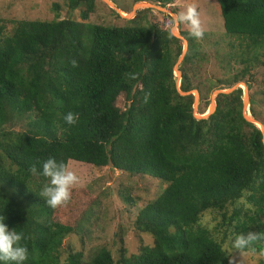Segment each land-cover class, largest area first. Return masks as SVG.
<instances>
[{
  "label": "trees",
  "instance_id": "trees-1",
  "mask_svg": "<svg viewBox=\"0 0 264 264\" xmlns=\"http://www.w3.org/2000/svg\"><path fill=\"white\" fill-rule=\"evenodd\" d=\"M174 1L155 0L162 7ZM64 2L71 11L84 6L83 21L95 7L94 0ZM215 2L225 34L240 47L232 53L245 65L238 81L264 50V0ZM5 29L0 19V215L27 237L23 264H113L105 249L88 262L81 253L61 262L62 242L76 230L58 221V208L40 196L48 179L30 171L33 164L42 170L50 156L165 184L135 220L153 244L121 264H230L227 232L233 245L241 233H264V135L245 120L240 88L217 95L208 118L194 117L192 95L176 87L182 46L168 28L134 18L120 27L17 20L9 35ZM183 34V63L192 64L199 45ZM180 91H190L184 71ZM69 111L79 115L74 125L64 120ZM22 119L26 130L10 129ZM207 211L221 215V240L199 223ZM236 250L264 257V239Z\"/></svg>",
  "mask_w": 264,
  "mask_h": 264
},
{
  "label": "rangeland",
  "instance_id": "rangeland-1",
  "mask_svg": "<svg viewBox=\"0 0 264 264\" xmlns=\"http://www.w3.org/2000/svg\"><path fill=\"white\" fill-rule=\"evenodd\" d=\"M94 2L93 12L83 21L81 12L85 7L71 11L64 0H0V19L5 24L7 35L12 32L13 22L17 20L71 19L120 27L138 18L142 25L150 23L163 29L168 28L182 46V53L174 67L176 87L180 95H192L194 117L208 118L215 111L217 95L240 88L245 120L262 129L264 134V50L260 51L257 61L249 66V72L234 81V77L240 76L239 72L245 65L235 55L232 57V53L239 52L240 47L234 38L225 34L215 0H175L165 7L155 0ZM191 4L197 7L204 36L202 39L195 38L199 45L198 58L192 64H185L183 58L187 51V41L183 33L191 34V29L179 17ZM182 70L190 83V91L186 93L180 91ZM117 107L121 110L125 108L123 97L118 98ZM212 107L213 111L209 112ZM252 119L256 122L249 121ZM10 126V129L16 131L27 129L23 119L13 121ZM68 167L76 172L80 180L72 189L70 202L67 206L58 207L56 213L58 221L76 230L62 242L61 262L71 253H81L82 259L88 262L99 250L105 249L110 253L113 264H121L119 261L123 257L138 254L141 247L153 244L151 235L135 229V220L139 210L162 193L165 187L163 182L120 172L110 166L94 167L69 161ZM246 207L248 205L245 203L244 208ZM228 212H231V208ZM221 222L219 212L207 211L199 223L208 228L217 240H221L226 229ZM223 247L229 255L230 264L264 262V257L258 254L237 251L228 232L223 240Z\"/></svg>",
  "mask_w": 264,
  "mask_h": 264
},
{
  "label": "clouds",
  "instance_id": "clouds-1",
  "mask_svg": "<svg viewBox=\"0 0 264 264\" xmlns=\"http://www.w3.org/2000/svg\"><path fill=\"white\" fill-rule=\"evenodd\" d=\"M179 19L190 25L191 35L194 38H203L204 29L195 4L189 5L186 12L182 13ZM70 63L73 67L77 65L75 59L71 60ZM148 95L150 94H145V101H147ZM78 119L79 115L71 111L64 115V120L69 125H74ZM41 169L38 170L37 164H33L30 168L32 174H40L48 179V183L42 188L40 196L45 198V203L53 209L67 206L72 197L73 187L79 183V176L76 172L70 170L66 162L57 161L52 156L42 163ZM5 219V216L0 215V261L23 264L29 255V249L25 244L27 237L23 231L18 232L15 228L10 230L4 223ZM260 239H264V233L255 231L241 233L236 237L234 246L236 248H244Z\"/></svg>",
  "mask_w": 264,
  "mask_h": 264
},
{
  "label": "water",
  "instance_id": "water-1",
  "mask_svg": "<svg viewBox=\"0 0 264 264\" xmlns=\"http://www.w3.org/2000/svg\"><path fill=\"white\" fill-rule=\"evenodd\" d=\"M108 4H109V3H108ZM246 101H247V100H246ZM211 111H213V109H212ZM247 120H248V119H247ZM252 120H253V119H252ZM250 122H254V123H255L256 121L253 120V121H250ZM261 132L263 133V130H262V129H261ZM263 135H264V134H263Z\"/></svg>",
  "mask_w": 264,
  "mask_h": 264
},
{
  "label": "bare ground",
  "instance_id": "bare-ground-1",
  "mask_svg": "<svg viewBox=\"0 0 264 264\" xmlns=\"http://www.w3.org/2000/svg\"><path fill=\"white\" fill-rule=\"evenodd\" d=\"M245 97H246V95H245ZM213 109V107L211 108V110ZM211 110L209 111V112H211ZM249 121H252V120H249Z\"/></svg>",
  "mask_w": 264,
  "mask_h": 264
}]
</instances>
